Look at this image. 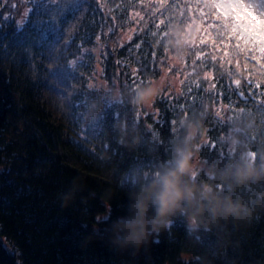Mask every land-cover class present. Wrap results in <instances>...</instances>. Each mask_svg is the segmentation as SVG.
<instances>
[{
    "label": "trees",
    "instance_id": "trees-1",
    "mask_svg": "<svg viewBox=\"0 0 264 264\" xmlns=\"http://www.w3.org/2000/svg\"><path fill=\"white\" fill-rule=\"evenodd\" d=\"M198 3L0 0V264H264V210L247 226L231 229L226 243L211 232L190 233L184 219L176 218L135 258L112 251L103 239L82 246L94 228L101 235L109 213L121 211L120 186L130 170H151L166 157L172 135L167 121L174 118L178 128L185 117L179 107L162 102L163 92L175 98L171 103L191 104L186 89L189 80H198L200 90L191 85L196 100L187 118L201 120L206 141L216 145L215 151L200 148L203 161L222 160L218 153L228 148L235 152L233 137L250 149L264 147V108L257 104L264 100V64L249 58L243 42L237 48L225 37L222 50L219 44L213 49L211 40L202 44L204 31L210 37L217 31L207 17L202 20ZM159 20L171 23L157 46L149 33ZM200 49L206 57L195 60L193 73ZM206 71L213 80L204 79ZM147 78L161 88L154 107L134 109L109 98V89L123 91ZM89 82L95 85L91 90ZM237 92L257 95L245 103ZM102 94V115L86 120L85 105ZM230 101L234 113L218 121L215 112ZM140 110L149 115L137 118ZM121 121L139 129L142 143L135 150L121 145L111 130ZM73 182L80 190L62 207L59 196Z\"/></svg>",
    "mask_w": 264,
    "mask_h": 264
},
{
    "label": "clouds",
    "instance_id": "clouds-1",
    "mask_svg": "<svg viewBox=\"0 0 264 264\" xmlns=\"http://www.w3.org/2000/svg\"><path fill=\"white\" fill-rule=\"evenodd\" d=\"M108 92L110 99H123L131 108L141 109L153 105L161 88L147 78L126 90ZM104 109L102 94L88 101L84 118L97 120ZM111 130L129 149L135 150L142 143L135 126L121 121ZM206 139L207 127L201 120L181 118L176 133L168 139L166 157L155 162L151 170L139 166L130 170L120 186L125 193L121 211L115 217L109 213L101 221V235H96L100 228H94L82 246L103 239L112 251L135 258L170 229L176 218L184 219L190 233L211 232L225 243L231 229L250 224L255 213L264 210V147L250 149L233 137L231 143L238 146L234 153L222 160L203 161L199 150ZM250 151L256 152L255 158ZM79 190L73 182L60 194L61 206L70 205Z\"/></svg>",
    "mask_w": 264,
    "mask_h": 264
},
{
    "label": "snow or ice",
    "instance_id": "snow-or-ice-1",
    "mask_svg": "<svg viewBox=\"0 0 264 264\" xmlns=\"http://www.w3.org/2000/svg\"><path fill=\"white\" fill-rule=\"evenodd\" d=\"M197 8H200L203 15L201 16L202 20L204 17H207L208 21L211 22V26L216 29L217 37H210L208 33V29L205 32V35L201 39V43L207 46L209 40L212 41L213 49L217 48V44L220 45L221 50L226 49L228 44L225 41V37H227V41H236V47H240V42L244 44V50L249 53V58L256 62L259 66L264 64V0H256V2H246V0H202V4L198 3ZM166 10V9H165ZM163 15V12H161ZM171 23V20H159L155 27L156 30L150 32L153 38L156 40L157 46H159L160 40L166 35V29L168 25ZM111 31V29H110ZM99 36H97V40L99 41ZM139 44L136 46L139 48ZM165 52L168 49H164ZM227 54V53H225ZM206 57V53L203 49H200L195 54V59L193 61V73H195L196 64L195 60H200L203 62ZM213 61L217 59L216 56H212ZM71 64H75V61H70ZM138 75V70L136 68L132 69V81L131 83L136 82V76ZM205 80H213L214 77L210 75L209 72L204 73ZM236 85H239L240 81H234ZM195 84L197 90H200V84L197 81L189 80V87L186 89L188 96L191 98V104L188 101H185L184 104L179 103H171L175 98L169 96L166 92H163L161 95L162 102H166L169 104L170 108L179 107L184 117L187 118L189 115V109L195 105L196 97L192 95L193 89L192 86ZM95 85L92 82H89L87 88L89 90L93 89ZM249 87H252L249 84ZM257 87H259L257 85ZM210 88L215 90V83L210 84ZM185 93L183 91L179 92V97L183 98ZM217 96L222 97L223 94L217 92ZM253 95H257L253 93L252 95H248L247 99H245V93L237 92V96L239 99L243 100L247 103L248 100H251ZM260 96H264V93H260ZM259 108H264V100L257 101ZM155 106V102L153 103V107ZM235 106L229 102L227 106H221L219 110L215 112V117L218 121H224L229 118V114L234 113ZM160 109L154 108L153 116L159 115ZM148 116L149 114L140 110L137 113V118L140 115ZM118 116V114H117ZM159 121L157 120V123ZM168 131L171 134H175L177 131V121L174 118H169L167 121ZM146 127L151 128V125H146ZM201 147L211 148L213 151L216 150V145L213 142V139L210 138L200 145ZM164 151L167 152V147L165 146ZM234 152V149L228 148L227 153L221 151L218 155L221 158L227 157L229 154ZM249 155L255 158V152H249Z\"/></svg>",
    "mask_w": 264,
    "mask_h": 264
},
{
    "label": "rangeland",
    "instance_id": "rangeland-1",
    "mask_svg": "<svg viewBox=\"0 0 264 264\" xmlns=\"http://www.w3.org/2000/svg\"><path fill=\"white\" fill-rule=\"evenodd\" d=\"M246 2L251 3V2H256V0H246ZM12 121H13V123H14V120H12Z\"/></svg>",
    "mask_w": 264,
    "mask_h": 264
},
{
    "label": "water",
    "instance_id": "water-1",
    "mask_svg": "<svg viewBox=\"0 0 264 264\" xmlns=\"http://www.w3.org/2000/svg\"><path fill=\"white\" fill-rule=\"evenodd\" d=\"M245 99H247V96H245Z\"/></svg>",
    "mask_w": 264,
    "mask_h": 264
}]
</instances>
